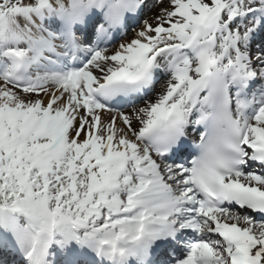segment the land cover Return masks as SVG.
Here are the masks:
<instances>
[{"label": "snow or ice", "instance_id": "1", "mask_svg": "<svg viewBox=\"0 0 264 264\" xmlns=\"http://www.w3.org/2000/svg\"><path fill=\"white\" fill-rule=\"evenodd\" d=\"M0 264H264V0H0Z\"/></svg>", "mask_w": 264, "mask_h": 264}]
</instances>
